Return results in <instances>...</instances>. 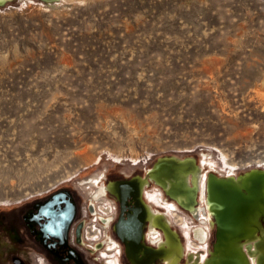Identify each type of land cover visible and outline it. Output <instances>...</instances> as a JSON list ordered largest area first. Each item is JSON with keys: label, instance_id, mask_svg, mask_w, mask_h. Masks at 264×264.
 Segmentation results:
<instances>
[{"label": "rangeland", "instance_id": "rangeland-1", "mask_svg": "<svg viewBox=\"0 0 264 264\" xmlns=\"http://www.w3.org/2000/svg\"><path fill=\"white\" fill-rule=\"evenodd\" d=\"M165 155L219 177L264 169V0L0 4L1 209L65 186L82 211L91 199L116 216L82 183L143 176ZM150 185L144 200L179 234L181 263L207 257L210 215L196 244L198 222ZM7 250L3 233L0 264Z\"/></svg>", "mask_w": 264, "mask_h": 264}, {"label": "flooded vegetation", "instance_id": "flooded-vegetation-1", "mask_svg": "<svg viewBox=\"0 0 264 264\" xmlns=\"http://www.w3.org/2000/svg\"><path fill=\"white\" fill-rule=\"evenodd\" d=\"M110 181L113 180L106 179L96 186ZM88 183L84 181L82 186ZM105 193L99 199L107 198ZM81 200L73 188L64 186L16 206L0 208V234L6 237L8 250L4 259L8 264H130L124 256L123 243L112 229L118 211L116 216L112 210L111 215L104 216L96 211L91 199L84 201L82 211ZM116 206L118 210L117 203ZM106 218L111 219L108 224L101 220ZM151 231L154 234L149 237L144 228V242L158 246L164 240L162 232Z\"/></svg>", "mask_w": 264, "mask_h": 264}, {"label": "water", "instance_id": "water-1", "mask_svg": "<svg viewBox=\"0 0 264 264\" xmlns=\"http://www.w3.org/2000/svg\"><path fill=\"white\" fill-rule=\"evenodd\" d=\"M159 161H172L174 163H188L189 167L186 171H183L180 174V180L182 177V181L185 184V186L182 184V188L180 190H177L172 192V186L171 184L169 187H166L164 184L166 182L160 183L155 178H150V172L154 169V167L159 163ZM202 172V168L200 164L196 161V159L192 156H183V157H177L175 155H165L161 157H157L153 163L151 164V167H149L143 176L134 175L132 177L123 178V179H117L108 182L106 185L110 186L111 190H106L109 196L115 199V202L118 205V217L116 221L113 223L112 229L115 235L119 238V240L123 243V252L126 260L130 264H156L161 261L160 259V250L157 247H153L151 245H148L144 242L143 237V230L144 228L148 227L145 226L148 219L146 218V208L141 200V191L139 188L140 180L147 178L149 184H152L156 187H158L164 194V196L167 198V200H171L172 202H175L176 206L186 212L188 215L192 216V209L197 208V195H198V189L196 185L194 186L192 183V176L194 173L200 174ZM256 177V179L261 176H264V169H251L241 175L235 176L236 180L238 178L243 179V181L251 180L252 177ZM185 178V181H184ZM198 178V177H197ZM189 179V181L187 180ZM179 183L181 184L182 182ZM253 181L250 182L248 186H243L241 188L235 186L231 180L230 177H219L215 173L207 172V185H206V202L208 204L207 208L211 209V211L214 210L212 208L213 202L210 201V195H209V188L211 184H221V185H229L230 188L234 191V195L237 196L239 199H247L250 198V196L247 193V190L252 188L254 184H256L255 178H252ZM188 181V183H187ZM177 183V182H176ZM259 188L257 189V200L250 202L249 204L252 205L251 210L249 211L248 217L246 221L248 220V227H245L243 232L238 235L239 233L237 231H232L230 233L225 234L223 237L219 236V230H218V224L215 218V215L210 211L209 215L212 219V224L214 226V240L212 242V248L209 251V255L205 258V260H208L206 264H219L225 263L226 258L218 259V252L220 248H227L229 250V246L232 244V250H229L228 257L230 259V264H253L251 262V257L249 254V251L245 250L244 252L242 250V246H245L247 243H254V240L252 239L253 236L260 238L263 237L264 241V180L262 178V181H260ZM148 186V185H146ZM254 197V195H252ZM179 198V201L177 200ZM207 212V210H206ZM107 219V218H106ZM106 219H101L104 223ZM195 221L199 223V219L193 218ZM111 219L109 220V222ZM249 221L252 222V224H249ZM108 222V223H109ZM106 224V223H105ZM170 226V225H169ZM240 229V226H239ZM238 229V230H239ZM248 229V231H247ZM156 230H160V228H156ZM195 229H193L194 231ZM169 231L177 240L179 248H180V254L179 258L177 259V264H181V261L184 258V250L180 244V240L178 237V234L176 231H174L171 227H169ZM192 231V238L195 241L197 240L193 236ZM250 232V233H249ZM263 233V234H262ZM163 235V234H162ZM238 235V236H237ZM249 241V242H247ZM162 242H165L163 240ZM202 242V241H201ZM253 251V250H252ZM260 251V250H259ZM253 256H256V253H252ZM260 255V260H257L256 258V264H264V251L262 253L257 254ZM217 257V260H216ZM238 261V262H237ZM161 263H164V260L161 261ZM187 261L183 264H186Z\"/></svg>", "mask_w": 264, "mask_h": 264}, {"label": "bare ground", "instance_id": "bare-ground-1", "mask_svg": "<svg viewBox=\"0 0 264 264\" xmlns=\"http://www.w3.org/2000/svg\"><path fill=\"white\" fill-rule=\"evenodd\" d=\"M4 1H7V0H0V4H2ZM200 166L202 168V172L200 174H196V173L193 174L192 183L194 186L196 185L198 191L201 193V198L203 199L202 201L204 205L200 204L198 208L192 209L191 211L192 216H193L192 218L199 219V223H198L199 226L192 228L191 232L188 233V235H189V238H192L191 234H192L193 229H195L193 231L194 232L193 236L197 240L198 239L200 240L199 242L196 241V244L202 245L206 243L205 240L208 238V232H207L208 226L206 225L208 221H211L209 218V213L211 209L207 208L208 204L206 202L207 173H205L203 170L204 165L201 164ZM188 167H189L188 163H174L172 161H159V163H157V165L154 167V169L150 172L149 175H150V178H155L160 183H162L164 180V182H166L164 184L166 187H169L171 184H173L171 191L175 192L176 189L180 190V188H182V184L185 186V184L182 181V177L180 180L179 176L183 171H186ZM227 176L230 177L231 182L239 188L243 186H248L250 182L253 181L252 178H255L257 182L256 184H254L252 188L247 190V193L250 196V198H247V199L237 198V196L234 195L233 193L234 191L230 188L231 186L229 185H221V184H211L210 185V188H209L210 201L213 202L212 208H214V210L211 212L215 215V218L218 224L219 236L221 237H223L225 234L230 233L232 231H237L239 233L238 235H240L245 229V227L249 226L248 220L246 221V219L253 205V204L250 205L249 203L252 202V200L253 201L257 200V193H258L257 189L259 188L258 183L262 181V178L264 180V176L263 177L259 176L257 179L256 177L253 176L251 180L249 179L247 181H243V179L241 178H238L236 180L235 176L232 174H229ZM178 180H180V182L182 183L180 184ZM187 180L189 181V179ZM184 181H185V178H184ZM86 182H89L88 185L95 186L94 190L91 191L90 189L89 195H91L92 199L96 201H102V199H99V198L101 195H104L107 189L112 191L110 186L109 185L107 186L106 184L104 186L99 185L97 187L96 186V184L98 183L97 179L90 178ZM146 185H148V187L151 186L148 182V179L147 178L141 179L139 188L140 190L142 189L141 200L146 208V218L148 219V221L145 224V226H148L147 227L148 236L152 237L151 235L154 234L151 231L152 229H156L157 227L160 228L165 242L158 243V246L155 245L154 248L155 247L159 248L160 259L161 261L164 260V264H177V259L179 258V254H180V248H179L178 242L177 240H175V238L169 231L170 222H168V220L162 215L161 212H158L159 210L153 207V205L146 202L147 200H144L143 192H144V189L146 188ZM161 193L163 194L162 191ZM105 194H108V193L106 192ZM252 195H254V197ZM148 200H149V197H148ZM177 200L179 201V198ZM173 203L175 204V202ZM109 220L110 219H106L104 223L108 224ZM249 224H252V222L249 221ZM239 226H240V229H239ZM262 238L263 237L257 238L253 236L252 237V239L254 240L253 245L252 243H247L245 246H242V250L244 252H246L245 250L249 251V254L251 257L250 260L251 262H253V264H256V258L257 260H260L261 256L260 255L258 256L257 254L262 253L264 251V241ZM144 240H145V237H144ZM154 242H157V239L154 240ZM180 244H181V241H180ZM232 247L233 246L231 244L229 246V250H232ZM229 250H228V247L226 249L224 247L220 248L218 252V256H219L218 259L226 258V262L220 263L221 261H219V264H230V259L228 257V254H230ZM252 253H256V256H253ZM205 258L206 256L200 257L194 254L193 255L188 254L186 264H206L208 260H205ZM216 260H217V257H216ZM161 261L159 262V264H161ZM238 264H241V263L238 262Z\"/></svg>", "mask_w": 264, "mask_h": 264}, {"label": "built area", "instance_id": "built-area-1", "mask_svg": "<svg viewBox=\"0 0 264 264\" xmlns=\"http://www.w3.org/2000/svg\"><path fill=\"white\" fill-rule=\"evenodd\" d=\"M200 195H201V193H200ZM199 200H200V196H199ZM109 212L111 213V210ZM102 213H103L104 216H109V215L106 214V212L105 213L102 212Z\"/></svg>", "mask_w": 264, "mask_h": 264}]
</instances>
